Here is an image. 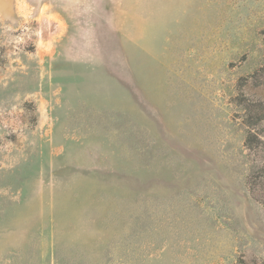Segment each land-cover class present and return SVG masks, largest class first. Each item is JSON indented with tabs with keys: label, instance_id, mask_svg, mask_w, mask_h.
<instances>
[{
	"label": "rangeland",
	"instance_id": "obj_1",
	"mask_svg": "<svg viewBox=\"0 0 264 264\" xmlns=\"http://www.w3.org/2000/svg\"><path fill=\"white\" fill-rule=\"evenodd\" d=\"M263 32L264 0H0V264H264Z\"/></svg>",
	"mask_w": 264,
	"mask_h": 264
},
{
	"label": "trees",
	"instance_id": "obj_2",
	"mask_svg": "<svg viewBox=\"0 0 264 264\" xmlns=\"http://www.w3.org/2000/svg\"><path fill=\"white\" fill-rule=\"evenodd\" d=\"M263 42H264V32H263ZM252 135H254L253 133H251V132H249V136H252ZM248 136V137H249Z\"/></svg>",
	"mask_w": 264,
	"mask_h": 264
}]
</instances>
